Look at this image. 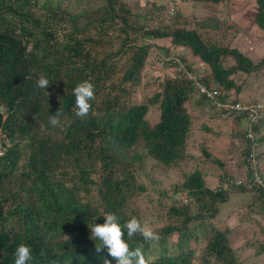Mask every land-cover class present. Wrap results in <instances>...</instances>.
Here are the masks:
<instances>
[{"label":"trees","instance_id":"1","mask_svg":"<svg viewBox=\"0 0 264 264\" xmlns=\"http://www.w3.org/2000/svg\"><path fill=\"white\" fill-rule=\"evenodd\" d=\"M103 1L78 21L84 11L60 2L0 0V264H14L21 244L32 250L28 264H116L90 238L89 225L103 224L107 213L122 226L135 217L159 234L152 247L125 229L146 264H240L230 230L212 221L231 191L249 193L240 221L256 220L242 246L264 252V185L257 180L264 183V54L251 58L225 33L219 38L230 0H179L214 10L191 22L178 9L168 12L170 0ZM255 2L254 21L264 29V0ZM238 72L246 78L237 81ZM41 75L50 82L46 90L36 87ZM85 80L95 98L80 118L73 89ZM191 102L210 110L207 119L238 126L228 134L243 143L241 183L230 182L239 178L206 135L216 130L198 121ZM237 102L257 110L225 114ZM58 111L56 127L49 119ZM170 170L181 179L157 187V174ZM209 174L218 178L215 187Z\"/></svg>","mask_w":264,"mask_h":264},{"label":"rangeland","instance_id":"2","mask_svg":"<svg viewBox=\"0 0 264 264\" xmlns=\"http://www.w3.org/2000/svg\"><path fill=\"white\" fill-rule=\"evenodd\" d=\"M48 1L50 3L60 2L63 6L69 8L72 12H82L78 18V21H84L88 13L97 8L104 3L103 0H39V2ZM229 7H222L223 15L220 17L221 28L219 30L218 36L226 34L225 40H230L231 43L242 50L245 54L249 55L251 58L260 57L264 54V29L260 28L254 21V11L256 2L255 0H230ZM182 14L186 15L188 20L191 22L196 19L202 18V16L213 15L212 8L204 4H192L190 1L178 2L176 5ZM86 11V12H85ZM169 25V20L165 21ZM234 23V24H233ZM229 27V28H228ZM165 41H169L166 39ZM181 52V50H179ZM182 52L186 53L191 63L201 72H207V67L202 64L198 57L191 54V52L183 48ZM225 63L232 62L230 58L224 59ZM155 73H162V67L159 62L155 63ZM246 78V75L242 72H238L235 75L237 81H241ZM251 81H245L243 89L240 96L246 99L249 95V86ZM138 97H134V101H137ZM189 108L194 114L198 116V121L205 123L216 133L208 132L206 135L212 138V143L214 151L217 152L222 157H228L227 171L234 177L239 179L245 178V167L239 164L240 160V150L242 146V141L236 140L232 134L236 131L238 126H234L233 123L228 120H216L211 121L207 119V112L210 110L207 107L196 106L192 102L189 104ZM205 108V109H204ZM218 131V132H217ZM231 137L228 133H231ZM199 146L198 142L196 143ZM193 146L191 152L198 153V147ZM260 152H262V158L260 161V167L264 171V143L260 147ZM218 170H215L217 173ZM264 173V172H263ZM156 178L161 180V182L156 184L159 188H167L171 182L181 179L180 175L173 170L166 171L165 173L157 174ZM208 185L215 187L219 182L215 174H209L207 177ZM150 190L153 192L155 189L150 185ZM248 192L231 191L227 201L220 205V210L218 214L212 219L213 223L220 225L222 228L229 229L228 236L232 241V245L236 250V256L240 260V264H264V252L255 253L252 248L243 247L244 239L249 235V233L255 228L256 220H243L240 221L239 207L240 204L247 198ZM258 219V218H257ZM259 221L264 223L261 218ZM177 235H173L171 238H176ZM178 238V236H177ZM172 240L169 238V241ZM156 244L152 243V247ZM189 245L192 242L189 241ZM153 257V256H151Z\"/></svg>","mask_w":264,"mask_h":264},{"label":"clouds","instance_id":"3","mask_svg":"<svg viewBox=\"0 0 264 264\" xmlns=\"http://www.w3.org/2000/svg\"><path fill=\"white\" fill-rule=\"evenodd\" d=\"M50 85L46 76L41 75L36 82L39 89H47ZM49 95V93L47 92ZM75 97V115L84 118L91 109L90 101L95 98L94 84L89 80L78 83L73 89ZM61 111L51 115L49 123L53 126H60ZM246 123V121L244 122ZM104 223L89 225L91 239L99 241L95 243V251L100 253L103 249L107 250L109 256L115 259L116 264H146L142 246L131 249L125 240V229L128 238L140 234L145 241L158 244L160 236L147 223L142 224L137 218L133 217L123 224L114 213L104 214ZM14 264H28L33 259L32 250L29 246L21 244L15 252ZM103 264H110V261L104 259Z\"/></svg>","mask_w":264,"mask_h":264},{"label":"built area","instance_id":"4","mask_svg":"<svg viewBox=\"0 0 264 264\" xmlns=\"http://www.w3.org/2000/svg\"><path fill=\"white\" fill-rule=\"evenodd\" d=\"M179 2V0H170V4H169V7H168V12L170 13V14H172V13H174L175 12V9H176V3H178ZM178 59H176V61H177ZM179 64H180V66H182V63L181 62H178ZM187 76L190 78V79H192L196 84L198 83L197 81V76H195L194 74H192V73H187ZM201 88V90L202 91H204L205 89H204V87H200ZM207 94H211V92L209 93H207ZM256 107V105H250L249 107H247V106H244V105H241L240 103H234V104H231V105H227V112H225V114L226 113H229V112H233V114L235 115V114H238L239 112H241V111H244V110H246V109H251L252 111H256L257 109L255 108ZM251 131H248V134L250 135L251 133H250ZM7 144H8V142H7ZM1 149V148H0ZM257 180L259 181V182H261L263 185H264V183L261 181V179L260 178H258L257 177ZM243 180H241V179H234V181L232 180V181H230L231 183H235V184H239V183H241Z\"/></svg>","mask_w":264,"mask_h":264}]
</instances>
